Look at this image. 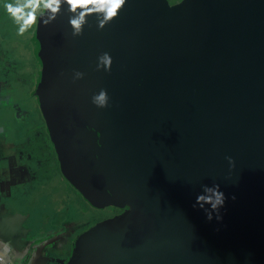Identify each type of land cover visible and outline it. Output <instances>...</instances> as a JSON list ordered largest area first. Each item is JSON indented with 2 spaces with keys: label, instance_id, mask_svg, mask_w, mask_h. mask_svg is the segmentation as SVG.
<instances>
[{
  "label": "water",
  "instance_id": "water-1",
  "mask_svg": "<svg viewBox=\"0 0 264 264\" xmlns=\"http://www.w3.org/2000/svg\"><path fill=\"white\" fill-rule=\"evenodd\" d=\"M69 15L37 18L35 93L66 179L123 211L65 264H264V0H126L79 36ZM204 185L220 219L193 207Z\"/></svg>",
  "mask_w": 264,
  "mask_h": 264
},
{
  "label": "flooded vegetation",
  "instance_id": "flooded-vegetation-1",
  "mask_svg": "<svg viewBox=\"0 0 264 264\" xmlns=\"http://www.w3.org/2000/svg\"><path fill=\"white\" fill-rule=\"evenodd\" d=\"M33 36V38L31 35L28 36L31 39L30 44L32 46L29 50V56L27 55V51L25 53H22L23 56L29 57V60L32 65V69H27L25 73L22 72L21 69L18 67L20 65L17 62V55L14 52L16 51L17 46L16 40L14 41V39H11V36H8L10 38H8V40L1 44L2 47L7 46V48H3V53L0 51V118H2V115H6L7 113H9L12 117H14L17 124H10L8 126L4 124L1 125L0 142L3 146L6 144L11 145L14 150L17 151L18 157L19 159H21L23 164L20 176L16 179L15 183H11L12 188H17L18 191H21L22 186L26 187L27 193H31L33 197V195L43 193L44 190L49 189L52 182L54 188L57 187L59 190H61V187L63 190L68 191V194L63 192L66 196H68L70 194L69 190L67 189L69 188V186H66L67 182L71 187L74 188V190L75 187L71 185V183L66 179V177L64 178V172L62 170L59 160L57 159L55 149L52 145L49 136L45 119L42 115V111L40 108V96L39 94L35 93V91L39 88L41 74L40 61L38 55V43L36 48L34 46V43L32 42V40L35 39V32ZM2 56L8 59H3ZM35 68H37L38 70L35 71ZM22 77L24 79H22ZM39 122L42 124V126H39ZM31 124L34 125L36 128H39V130L36 131L32 129V134L39 136V134L43 135V132H45L49 141V144H47L46 146L48 151H46V148H44L39 157L34 159L31 155V149L28 148V140H30L31 138V134L29 133V126ZM17 125H20V127L18 128ZM9 131H13V138L8 136V134L5 135ZM44 167H46L45 169H49L51 172V175L49 176L51 180L48 181L49 183L47 182L45 184L41 183V178L39 177L40 175L38 176L37 171L39 168L42 169ZM21 174H25V177H21ZM59 177L61 178L62 183L59 181ZM63 182H65L66 185H64ZM76 190L74 191V197L75 194L77 196ZM78 193L83 196V194L79 191ZM109 208L113 207H105L102 209ZM116 210L118 211L117 214L123 211V209ZM73 212L76 211H72V213ZM73 215L74 213L70 216H66V218L63 219L61 222H55V220L47 221L52 230L53 228H56V230L58 229V232L55 234V243H60V245L66 243L72 248L77 236L95 224L87 223L86 225V223H80L74 226L73 228L68 229L67 233H65L64 231L65 229H67L68 222L70 221V219L73 220L71 218ZM67 217L69 219H67ZM81 227L83 228L82 230ZM71 252L69 253L70 255ZM69 254L67 259H69L70 257Z\"/></svg>",
  "mask_w": 264,
  "mask_h": 264
},
{
  "label": "crops",
  "instance_id": "crops-1",
  "mask_svg": "<svg viewBox=\"0 0 264 264\" xmlns=\"http://www.w3.org/2000/svg\"><path fill=\"white\" fill-rule=\"evenodd\" d=\"M1 144L0 239L12 245L14 253L10 254H20L16 264H65L71 246L54 242L58 231L50 228L47 215L33 212L29 203L32 194L27 193L26 187L22 186L21 191L12 188L23 164L11 145Z\"/></svg>",
  "mask_w": 264,
  "mask_h": 264
},
{
  "label": "clouds",
  "instance_id": "clouds-1",
  "mask_svg": "<svg viewBox=\"0 0 264 264\" xmlns=\"http://www.w3.org/2000/svg\"><path fill=\"white\" fill-rule=\"evenodd\" d=\"M126 0H7L4 4L6 13L12 18L17 26L18 34H24L31 26L36 24L39 16L40 23L51 22L56 18L55 14L61 9L67 10L70 15L68 23L71 26L72 35L79 36L82 34L84 26L87 24L89 13L95 14V20L98 28H103L113 17H116L118 10ZM43 7L44 11L38 14V9ZM112 57L105 52L98 57L97 68L108 70L111 66ZM84 73L74 70L73 81L82 79ZM92 102L99 107H105L108 103L107 91L101 89L92 96ZM229 162L232 158L228 157ZM203 191L196 196L193 207L202 208L209 220L216 213L217 219H220L219 210L225 202V195L220 190L219 185L211 187L204 185ZM14 253L12 245L0 239V264H16L19 253Z\"/></svg>",
  "mask_w": 264,
  "mask_h": 264
},
{
  "label": "rangeland",
  "instance_id": "rangeland-1",
  "mask_svg": "<svg viewBox=\"0 0 264 264\" xmlns=\"http://www.w3.org/2000/svg\"><path fill=\"white\" fill-rule=\"evenodd\" d=\"M6 1L7 0H4L3 2L0 1V7L4 6ZM168 1L170 4H174L179 0H168ZM42 8L43 7L37 10L38 14L42 11ZM1 12L4 13L0 9V13ZM36 24L31 26L24 34L21 35V34H18L17 26L8 14L5 15L4 18L0 17V45L4 43L6 40H8V38H10L8 36H11V39H14V41L16 40L17 46H16V51L14 52L17 55V62L20 65L18 67L24 73L26 72L27 69H32V65L29 60V57L23 56L22 53H25L27 51V55L29 56V50L31 49L32 46L30 44L31 39L28 36L31 35L32 38L34 37L33 35H34V32L36 31ZM3 48L6 49L7 46H3V47L2 45L0 46V51L2 53H3ZM2 58L4 59L5 57L2 56ZM5 59H8V58H5ZM37 70L38 69L35 68V71ZM22 79L24 78L22 77ZM3 124L8 126L10 124L16 125L17 123L14 117H12L9 113H7L6 115H2V118H0V128H1V125ZM17 126L18 128L20 127V125H17ZM39 126H42L40 122H39ZM29 129L28 130H29V133L31 134L32 139L30 138V140H28L29 141L28 148L31 149V155H32V158L34 159V158L39 157V155L42 153L44 148H46V151H48L46 146L47 144H49V141L47 139V135L45 132H43V135L39 134V136L32 134L31 132L32 129L35 131L39 130V128H36L34 125L31 124L29 126ZM7 134L11 138L14 137L13 131H9L5 135ZM45 168L46 167L42 169L39 168L37 170L38 176L40 175L39 177L41 178L40 181L43 184L51 180V178H49V176L51 175V172L49 169H45ZM59 181L62 183V180L60 177H59ZM63 184L66 185L65 182H63ZM66 186H69V188L67 189L69 190L70 195L68 196L64 194V193L68 194V191L63 190L61 187H60L61 190H59L57 187L54 188L52 182H51L49 189L44 190L43 193L33 195V197L31 198V201L29 202L30 205L32 204L31 209L33 210V212L35 213L37 212L44 216L47 215L49 220H55V222L56 221L61 222L63 219L66 218V216L68 215L70 216L74 213L75 216L73 215L71 217L73 220L70 219V221L68 222L67 229H65L64 231L65 233H67L68 229L73 228L74 226L80 223L81 224L86 223V225L87 223H91V224L97 223L99 221L110 218L117 214L118 212L116 210L117 208L98 209L94 207V205L89 200H87L82 195H80L76 189L75 190H76L77 196L75 194V197H74V193H75L74 188L71 187L68 182ZM72 211H76V212L72 213ZM67 219L69 218L67 217ZM82 229L83 228L81 227V230Z\"/></svg>",
  "mask_w": 264,
  "mask_h": 264
},
{
  "label": "trees",
  "instance_id": "trees-1",
  "mask_svg": "<svg viewBox=\"0 0 264 264\" xmlns=\"http://www.w3.org/2000/svg\"><path fill=\"white\" fill-rule=\"evenodd\" d=\"M1 1H4V0H1ZM0 9L4 12V13L1 12L2 14L0 13V17L4 18V16L7 15V13H5V11H4V6H2V8L0 7ZM42 11H43V8H42ZM32 42L34 43V46L37 48L36 40L33 39Z\"/></svg>",
  "mask_w": 264,
  "mask_h": 264
}]
</instances>
